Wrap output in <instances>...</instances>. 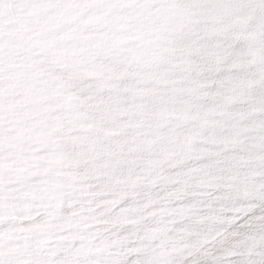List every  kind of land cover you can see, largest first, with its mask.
Instances as JSON below:
<instances>
[{"label": "snow or ice", "instance_id": "snow-or-ice-1", "mask_svg": "<svg viewBox=\"0 0 264 264\" xmlns=\"http://www.w3.org/2000/svg\"><path fill=\"white\" fill-rule=\"evenodd\" d=\"M0 264H264V0H0Z\"/></svg>", "mask_w": 264, "mask_h": 264}]
</instances>
